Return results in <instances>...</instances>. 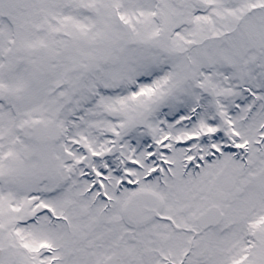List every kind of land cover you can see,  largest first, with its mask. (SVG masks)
<instances>
[{
	"label": "snow or ice",
	"instance_id": "obj_1",
	"mask_svg": "<svg viewBox=\"0 0 264 264\" xmlns=\"http://www.w3.org/2000/svg\"><path fill=\"white\" fill-rule=\"evenodd\" d=\"M0 264H264V0H0Z\"/></svg>",
	"mask_w": 264,
	"mask_h": 264
}]
</instances>
